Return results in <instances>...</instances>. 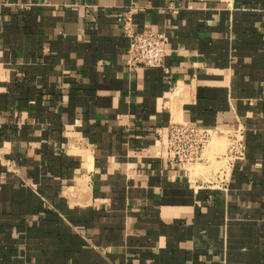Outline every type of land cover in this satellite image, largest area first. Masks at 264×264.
I'll list each match as a JSON object with an SVG mask.
<instances>
[{"label": "crops", "instance_id": "crops-1", "mask_svg": "<svg viewBox=\"0 0 264 264\" xmlns=\"http://www.w3.org/2000/svg\"><path fill=\"white\" fill-rule=\"evenodd\" d=\"M169 124L214 133L197 168ZM0 264H264V0H0Z\"/></svg>", "mask_w": 264, "mask_h": 264}, {"label": "built area", "instance_id": "built-area-1", "mask_svg": "<svg viewBox=\"0 0 264 264\" xmlns=\"http://www.w3.org/2000/svg\"><path fill=\"white\" fill-rule=\"evenodd\" d=\"M134 11L135 7L131 6L122 14L121 30L127 39L126 67L128 69L162 68L166 56L165 36L153 31H134L131 23V15ZM213 134L210 130L182 124H169L163 137L158 130L155 131L156 137L165 143L169 153L168 162L184 172L197 168L203 162V153L210 144ZM226 139L227 147L222 158L228 167L244 157L243 129L238 127L226 134ZM219 175L224 178L225 170H219L216 176Z\"/></svg>", "mask_w": 264, "mask_h": 264}]
</instances>
